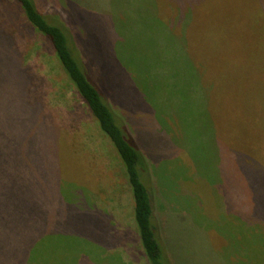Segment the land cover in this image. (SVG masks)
<instances>
[{"label":"rangeland","instance_id":"374dc122","mask_svg":"<svg viewBox=\"0 0 264 264\" xmlns=\"http://www.w3.org/2000/svg\"><path fill=\"white\" fill-rule=\"evenodd\" d=\"M34 1L42 14L61 16L71 27V14L67 10L66 0ZM112 1L114 7L120 6L121 10L118 12L128 17L126 22L118 20L117 29L114 28L115 33L121 30L125 34L124 37H112V25L105 22L108 30L105 42L108 53L112 59H117L118 63L111 58H107V61L110 66L119 70L125 82L129 73L134 82L140 84L142 93L131 90L137 103L145 109L149 123L152 126L156 123L158 127L153 132L145 131L141 137L146 142L152 141L160 135L157 132L165 131L168 127L175 139V144L170 149L163 148L158 142H151L154 152L159 155L155 160L156 166L153 159L145 155L154 194L159 188H162L163 194L169 190L174 194L176 188L180 190L176 197L171 199L167 194L165 199H171L172 205L180 212L191 208L196 218L193 215L188 218H194L196 221L193 223L196 225L198 218L203 219L205 226L200 225L199 228L217 241L222 239L224 245L212 250L198 242V237L190 238V232L179 235L175 241L179 240L183 248L181 264H263L264 194L261 186L264 176L263 172L260 175L254 174L252 161L257 156L261 160L264 159V127L256 122L255 128H262V133L255 130L259 135L255 139L257 145L250 148L253 154L244 155L233 166V157L231 161L228 157L220 163L219 152L225 148H220L217 141L213 142L207 138L210 130L203 115L201 83L213 81V78L205 79L213 72L220 74L221 78L227 76L230 82L232 73L249 71L252 74L264 70L259 65L264 67V0H239V3L236 0H198L200 12L190 24L188 0H147L142 6L139 5L142 0ZM155 20H158V23ZM246 43H252V47L249 55L244 58L241 55V47L245 49ZM28 45L36 49L32 54L35 60L30 63L29 70L34 77L29 89V100L42 106L49 122L55 123V126L66 133L71 149L83 157L86 163L72 158L63 144L57 148H47L41 155L42 158L37 157L34 148L36 134H30L27 137L29 140L0 135V148L18 141L16 148L21 149V155L27 162L21 169H41L45 174L42 177L47 180V188L37 192L40 207L27 205L22 200L19 203H9L1 195L3 192L10 194L17 189L16 194L24 196L29 194L33 187L24 186L20 182L5 183L0 169V203H6L4 206L12 212V216L17 215L26 205L24 216L39 217L40 224L35 226H38V229L43 226L48 230L47 233H52L54 227H61V232H58L60 236H45L49 238L43 246L40 245L42 249H47V245H55L50 251L56 256L63 252L66 256L67 253H76V249L82 251L74 236L69 235V227L74 224L72 219L81 217L72 208L75 206L82 210L100 211L108 218L113 233L121 239L117 252L123 254V259L128 264H149L141 249L134 220L132 194L125 182V173L119 157L62 71L47 41L33 37L28 41ZM115 45L118 46L117 51ZM247 48L249 49V46ZM116 53L118 57L113 56ZM81 55L89 76L107 95L117 118L126 123V115L123 112V109H126L128 121L135 120V124L140 122L137 117L143 113L136 114L130 102H126L123 108L117 106L113 102L112 92L94 64L84 53ZM172 71L181 73L176 78L173 77L172 81L164 82L163 75ZM214 80L217 78L214 77ZM124 89L118 93L128 97L126 92L130 88ZM133 107L140 111L134 105ZM126 127L133 142L145 153L143 144L132 127ZM168 155L170 158H167ZM220 168L223 169V174ZM15 172L19 176L21 171ZM257 176L258 180L262 181H258L256 185ZM213 183L219 187H214ZM236 190L242 192V198L236 196ZM256 193L259 200L254 203L253 196ZM56 194L62 196L64 203L54 205ZM236 198L239 201L238 210L243 223L225 216L232 209L231 199ZM163 201L160 197L156 199V210L159 214L163 211L162 203L165 205ZM249 201L251 206L247 209L243 202ZM20 203L24 205H19ZM253 206L255 210L252 209ZM63 209L74 214L70 216ZM61 215L70 220L67 222ZM87 217H92L90 212ZM64 221L66 225L62 224ZM180 224L184 226L186 223ZM248 226L251 228L246 229ZM173 227L176 229L174 225ZM204 234L201 238L206 241L207 235ZM52 236L55 240H52ZM223 238H228L229 242H224ZM37 246L38 243L34 245ZM60 259L64 260V257Z\"/></svg>","mask_w":264,"mask_h":264},{"label":"trees","instance_id":"16d2710c","mask_svg":"<svg viewBox=\"0 0 264 264\" xmlns=\"http://www.w3.org/2000/svg\"><path fill=\"white\" fill-rule=\"evenodd\" d=\"M146 1L142 0L139 5H144ZM223 1L226 2V0ZM236 1L239 3V0ZM66 2L67 10L71 14V27L65 23L61 16L54 17L42 14L34 0H0V135L21 139L29 137L30 134H36L34 135L36 136L34 148L37 157L42 158L41 155L47 148H57L63 144L72 158L86 163L83 157L71 149L67 142L66 133L62 132L60 127L55 126V123L49 122L50 120L45 116L42 106L37 102L31 103L29 100V89L34 78L29 70L30 63L35 60L32 54L36 49L30 47L28 41L33 37L36 39L43 38L51 46L62 71L76 89L89 113L97 122L99 130L108 139L122 163L125 182L132 194L134 220L141 249L149 264H181L183 248L180 241H175V239L187 232L191 233L190 238L198 237V242H202L203 245L212 248V250L222 245V239L217 241L208 236L207 233L204 234L203 229L199 228L200 225L205 226L203 219L197 217L196 223L198 225H196L193 223L196 221L194 218H188L191 215L195 217L191 208H186L181 213L172 205L170 200L176 197L180 190L176 188L174 194L170 190L163 194V190L159 188L157 182L159 191L154 194L149 180L148 161L145 155L153 159V164L156 166L155 160L159 155L154 152L151 142H158L163 148L170 149L171 146H174L175 139H173V134H170L168 127L165 131L157 132L160 135L153 140L151 139L152 141L146 142L141 137L145 131L146 133L153 132L158 127L156 123L153 126L149 123L145 109H142L137 103L135 94L131 90H135L138 94L142 93L139 89L140 84L137 85L129 73H127L125 82L119 70L112 65L110 66L107 61V58H111V56L108 53L107 43H105L108 37L105 22L107 21L112 25V37H124L125 34L121 30L115 33L114 28L117 29L118 20L126 22L128 16L119 13L120 6L114 7L112 0H66ZM199 12V1L188 0L189 24L194 22ZM155 22L158 23V20ZM117 47L115 45V51H117ZM251 47L252 43H246L247 49L241 47V55L244 58L249 55ZM81 53H84L94 64L112 92L113 102L117 106L123 108L126 102H130L136 114L138 112L143 113L137 117L138 120H141L140 122L135 124V120L128 121L126 109H123L126 115V123L117 118L107 95L97 87L89 76L88 68ZM113 56L118 57L117 53ZM112 60L118 63L117 59ZM259 65L260 68H264L261 64ZM180 73V71L165 73L163 75L164 82L172 81V78H176ZM199 77L201 78V76ZM214 77L217 80H214ZM211 78L213 81L210 83H201L203 115L209 124L208 130H210V135L207 138L213 142L217 141L220 148H225L219 152L220 163L228 157L231 161L233 157V166L244 155L253 154L250 152V148L257 145L255 139L259 135L255 130L262 133L261 130L264 127V104H261L262 101L264 102V70L252 74L249 71L232 73L230 82L227 76L221 78V75L215 72L205 77V79ZM124 87L130 88L126 92L128 97L118 93L119 90L124 91ZM133 105L140 111L135 110ZM257 106H259L258 109ZM256 122L262 125L261 129L255 128ZM124 124L132 127V130L141 140L145 153L133 142L127 130L128 127ZM142 128L144 130H141ZM262 134L264 135V133ZM17 142L0 148L2 179L5 183L14 182L16 184L20 182L24 186H32L33 190L24 196L17 195V189L11 191L10 194L3 192L1 195L9 203H19L22 200L27 205L40 207L37 192L47 188L45 186L47 180L42 177L45 174L41 172V169L40 171H35L32 168L21 169L22 165L27 162L21 155L23 154L21 149L16 148V145L18 147ZM167 158H170V155ZM252 166L255 175H260L263 172L262 176H264V159L261 160L257 156L252 161ZM153 168L157 169V167ZM16 170L21 171L19 176L15 172ZM220 171L223 174L222 168ZM154 173L156 174L155 171ZM86 175L88 176V173ZM258 181L262 180H258L257 176L256 185L259 183ZM212 185L214 186V183ZM83 186L88 187V185ZM261 191L264 194V182ZM234 192L237 197H243L241 191L236 190ZM167 194L171 196L168 201L165 199ZM56 196L54 205L64 203L60 194H56ZM158 197L162 198L165 203V205L163 203L161 205L163 211L160 214L156 210ZM253 198L255 203L259 200V195L256 193ZM4 204L6 203H0V264H128L123 259V254L117 252L121 239L113 233L108 218L100 211L82 210L75 206L72 208L81 217L72 219L74 224L70 223L72 225L69 227V235L74 236L82 251L76 249V253H67V256L63 252L61 255L64 260H62L60 259L61 255L56 256L50 251V248H54L55 245H47V249L40 247L49 238L45 236L53 234L60 236L61 234L58 232H61V227H54L52 233H47L48 230L43 226H40L39 229L38 226H35L40 224L39 217L24 216L26 205L20 203L19 205L25 207L17 215L12 216V212ZM238 204V198L236 200L231 199L232 209L225 216L243 223L240 219L242 215L239 213ZM243 204L247 209L251 206L250 201L243 202ZM252 209L255 210V206ZM63 210L69 212L66 209ZM63 210L60 212L64 213ZM88 212L92 217H87ZM174 213H179V215H174ZM68 214L72 216L74 213ZM65 215L61 216L68 222L70 219ZM66 221L61 223L64 225ZM180 223L186 224L181 226ZM245 228L250 229L251 226ZM65 234L68 235L67 232ZM203 234L207 235L206 241L201 238ZM53 236L52 240H55ZM223 239L224 242H229L228 238ZM37 243L38 246L34 247ZM228 264H234V262Z\"/></svg>","mask_w":264,"mask_h":264}]
</instances>
